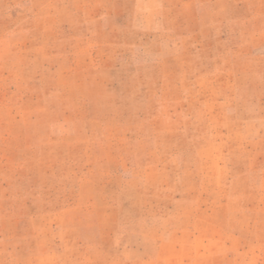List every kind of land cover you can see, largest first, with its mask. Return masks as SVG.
<instances>
[{"label":"rangeland","instance_id":"obj_1","mask_svg":"<svg viewBox=\"0 0 264 264\" xmlns=\"http://www.w3.org/2000/svg\"><path fill=\"white\" fill-rule=\"evenodd\" d=\"M0 264H264V0H0Z\"/></svg>","mask_w":264,"mask_h":264}]
</instances>
